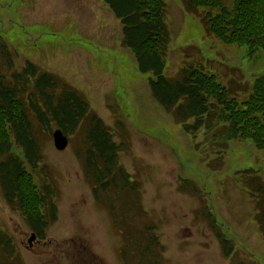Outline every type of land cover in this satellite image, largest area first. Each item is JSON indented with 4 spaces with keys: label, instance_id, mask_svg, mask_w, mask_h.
<instances>
[{
    "label": "rangeland",
    "instance_id": "374dc122",
    "mask_svg": "<svg viewBox=\"0 0 264 264\" xmlns=\"http://www.w3.org/2000/svg\"><path fill=\"white\" fill-rule=\"evenodd\" d=\"M233 1L222 3L232 8ZM165 2L170 45L164 76L174 79L181 68L199 65L244 100V90L264 73V52L217 41L182 0ZM0 35L15 71L30 61L82 95L118 146L119 169L136 186L133 194L112 188L94 194L85 163L88 123L66 135L68 146L58 152L56 124L41 128L26 107L42 156L34 177L54 191L56 218L30 248L32 231L0 187V234L14 247L12 257L0 253V264H264L258 222L264 149L219 139L215 126L185 132L152 99L154 77L142 74L122 46L120 24L103 0H0ZM217 233L230 240L228 258ZM150 239L157 244L145 250Z\"/></svg>",
    "mask_w": 264,
    "mask_h": 264
},
{
    "label": "trees",
    "instance_id": "16d2710c",
    "mask_svg": "<svg viewBox=\"0 0 264 264\" xmlns=\"http://www.w3.org/2000/svg\"><path fill=\"white\" fill-rule=\"evenodd\" d=\"M103 1L121 26L122 46L130 50L142 74L154 77L149 79L152 99L173 113L185 132L192 134L215 126L214 135L219 139L249 141L257 150L264 149V73L244 90L249 92L244 100L234 97L233 88L221 84L218 77L199 65L183 67L176 78L169 79L164 76L170 45L165 0ZM182 4L187 12L200 15L210 37L227 45H246L250 54L264 52V0H234L232 8L225 7L222 0H182ZM210 8L220 11L214 14ZM12 57L7 41L0 35V187L7 204L18 206L30 229L43 239L46 228L56 218L54 191L49 182H36L34 177L42 156L26 107L41 128L54 122L64 135L88 123L85 163L93 172L94 194L97 188L125 192L136 186L119 169L118 146L82 95L53 74L39 71L30 61L15 71ZM260 213L258 222L264 236V210ZM217 236L225 257H230V240L223 233ZM5 238L0 234V253L12 257L13 242ZM151 244L157 242L148 240L145 250ZM154 264H160L159 260Z\"/></svg>",
    "mask_w": 264,
    "mask_h": 264
},
{
    "label": "water",
    "instance_id": "95a60500",
    "mask_svg": "<svg viewBox=\"0 0 264 264\" xmlns=\"http://www.w3.org/2000/svg\"><path fill=\"white\" fill-rule=\"evenodd\" d=\"M53 142H54V147L58 151H64L68 145V141L66 136L64 137L63 133L60 130H56L52 136ZM14 151V150H13ZM17 155H22L21 153H17ZM34 236L29 240V243L34 241Z\"/></svg>",
    "mask_w": 264,
    "mask_h": 264
},
{
    "label": "flooded vegetation",
    "instance_id": "af4514ba",
    "mask_svg": "<svg viewBox=\"0 0 264 264\" xmlns=\"http://www.w3.org/2000/svg\"><path fill=\"white\" fill-rule=\"evenodd\" d=\"M31 248H33V246H31Z\"/></svg>",
    "mask_w": 264,
    "mask_h": 264
}]
</instances>
